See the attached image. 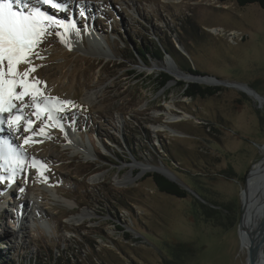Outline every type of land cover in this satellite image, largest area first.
<instances>
[{
	"label": "rangeland",
	"instance_id": "1",
	"mask_svg": "<svg viewBox=\"0 0 264 264\" xmlns=\"http://www.w3.org/2000/svg\"><path fill=\"white\" fill-rule=\"evenodd\" d=\"M58 2L64 10L40 3L60 26L47 29L33 50L40 58L18 66L35 67L28 79L41 82L37 99L53 101L55 119L33 115L31 96L15 99L25 100L18 123L0 119V129L15 130L16 145L5 153L0 140V264H247L238 224L247 177L264 161V103L234 83L264 97V9L236 0ZM72 21L82 42L67 38ZM93 33L110 56L90 44ZM159 37L174 59L153 56L151 41L159 45ZM140 44L151 46L147 61L135 51ZM185 66L219 83L188 79ZM161 72L174 77L163 87L155 79ZM182 81L222 89L191 99ZM98 89V98L84 100ZM57 100L71 103L54 106ZM67 127L88 157L70 147ZM10 150L20 166L9 163ZM158 171L190 194L161 192L148 176ZM206 200L218 204L215 218L201 210ZM23 207L31 217L20 223Z\"/></svg>",
	"mask_w": 264,
	"mask_h": 264
},
{
	"label": "snow or ice",
	"instance_id": "2",
	"mask_svg": "<svg viewBox=\"0 0 264 264\" xmlns=\"http://www.w3.org/2000/svg\"><path fill=\"white\" fill-rule=\"evenodd\" d=\"M38 2L54 9H65V5L58 0H38ZM14 3H23L24 10L14 8ZM54 26H60V22L39 7L31 6L24 0H0V112H11L14 107L13 100L31 96L33 105L36 107L33 115L39 117L42 112H47L49 120L55 119L52 110L48 107L53 105L51 99L44 101L43 108L37 102L38 95H42L38 88L41 82L39 80L30 82L28 79L30 74L36 70L35 67H29L23 72H20L18 67L21 64H31L29 57L33 54L40 58L39 53H34L33 50L41 42L47 29ZM17 87L22 91L17 92ZM70 103L57 100L54 106ZM57 110L63 111V108L58 107ZM9 123H18V118L10 120ZM31 124L32 121H28V125ZM40 132L43 133L44 129L41 128ZM24 142L28 144L30 140L26 138ZM7 159L10 164L16 166L22 163L11 150Z\"/></svg>",
	"mask_w": 264,
	"mask_h": 264
},
{
	"label": "bare ground",
	"instance_id": "3",
	"mask_svg": "<svg viewBox=\"0 0 264 264\" xmlns=\"http://www.w3.org/2000/svg\"><path fill=\"white\" fill-rule=\"evenodd\" d=\"M35 6L39 7L42 11L46 12V10L43 9L42 4L40 5V3H37ZM14 8L18 9L15 3H14ZM65 30H67L66 34L68 36L67 37L68 39H70L72 41H78L79 40L80 42H82V36H81V39H79L80 37L77 36L75 33V24H73V21L68 26V28H66ZM211 30L213 32L217 31L216 28H211ZM73 36L77 40L72 39ZM92 36L93 37L89 36V38H88L90 44L98 47L99 50L102 52V54L106 55L107 57L110 56L108 53H105V51H104L103 46H104V43L106 44V42L103 40V38H101V36L96 34V33H93ZM168 68L171 71L175 72L174 70H175L176 66L173 63L172 58H170V60L168 61ZM187 78L193 79L192 76H188ZM100 90L101 89H98L95 92L87 91L85 93L84 100L88 101V102H92L94 99H96V98H98V96H100V94H99L101 92ZM254 98H256V97H254ZM29 99H30L31 103H33V100L31 98H29ZM258 100H260L262 103H264V97L263 96L260 97ZM24 101L25 100L17 102L16 100H13L12 103H13L14 107H13L12 111L11 112H0V119L2 116L8 117V115H10L13 119L17 116H20V114L23 110L21 108V104ZM37 102L40 104L41 108L44 107V101L42 99H37ZM28 104H30V103H28ZM16 119L17 118H15V120ZM60 126H63V125L60 124ZM13 130L14 129H12L10 132H8V131H3L2 129H0V140L2 142L1 147L3 148L4 152L9 147H11V148L16 147V145H14V143H15L14 138L12 139V136L10 137V134L13 132ZM66 130H67V135H69V140L71 142L70 144L73 145L70 147L74 148L73 149L74 152L83 153L88 157L91 154V151L88 149V147L82 142V140H80L78 137H75L73 135L72 130H70L68 127L66 128ZM36 138L39 139L41 137H39V135H38ZM38 139H36V140H38ZM148 168H150V167L143 166L144 171H147ZM95 179L96 178L91 179V180H95ZM52 196L58 197V195L56 193H53ZM10 198H11V196H9V198H6L4 202L9 203L11 201ZM37 201H38V197L36 195L32 196L33 206L36 205ZM63 201L68 206L74 207V203L71 200H63ZM242 207H243L242 220L244 223V229H242V230L239 229V234H240L241 245L247 251V260H249L251 257L252 250H253V246H252V242H251L252 240H251L250 235H252L253 237H259L262 230H263V227H264V161L257 164L251 170V172L249 173V175L247 177V181L245 182V188H244V191L242 194ZM18 211L19 210H17V212ZM25 211H26V208H24V211L22 213L18 212V219H19L20 223H22L23 219L31 217V216L25 215V213H26ZM37 215L41 216V214L39 212L37 213ZM23 216H24V218H23ZM40 216L38 217L39 219H40ZM83 217H84V215L81 214L80 218H83ZM86 218H87V216H86ZM72 219H74L75 221L78 220V218L75 216L72 217ZM255 264H264V243H263L262 247L259 249L258 254L256 255Z\"/></svg>",
	"mask_w": 264,
	"mask_h": 264
},
{
	"label": "trees",
	"instance_id": "4",
	"mask_svg": "<svg viewBox=\"0 0 264 264\" xmlns=\"http://www.w3.org/2000/svg\"><path fill=\"white\" fill-rule=\"evenodd\" d=\"M218 1L219 2H226L228 0H218ZM236 2L240 6H245L248 4L256 3L262 9H264V0H236ZM165 35H167L166 32H165ZM159 39L162 41V39L160 37H159ZM151 43L154 44L155 46H157V48L159 50V51L155 50L154 52H152L153 56L155 58L160 59L161 56H163V54L164 55L167 54L173 58V55L171 54V52L168 49L164 48V51H163L164 53L162 52V50L160 48L161 45H164V46L167 45L164 41L160 42L161 44H159V45L153 41H151ZM135 51L145 61H147V57L151 56L150 55V51H151L150 45L146 46V45L140 44L136 48ZM145 63H147V62H145ZM183 69H185L188 72H192V73H196V74L201 73L199 70H194V68H192L191 66H185ZM159 76L160 77L157 76L155 78L157 85L159 87L165 86L170 80L174 79V77L171 74H169L168 72H161V74ZM180 86L183 88L182 95L185 97H189L191 99H196L198 97L205 98L208 96H213L222 89L221 86L206 85V84L199 83L197 81H194V82L182 81V82H180ZM148 176H151L153 178V181L155 182L157 188L163 193H166L168 195H171V196H174L177 198H185L190 194L184 186H181L177 181L170 179L169 177H167L166 175H164L160 172H153L152 174H149ZM207 202L208 203L199 202V204L201 206V210L203 211V213L205 214L206 217L215 218L217 216L216 214L219 213V210L216 208L218 206V204L215 202H210V201H207ZM233 225H234V219H231L229 224L225 225V228L232 227ZM130 264H138V263L137 262H131Z\"/></svg>",
	"mask_w": 264,
	"mask_h": 264
},
{
	"label": "water",
	"instance_id": "5",
	"mask_svg": "<svg viewBox=\"0 0 264 264\" xmlns=\"http://www.w3.org/2000/svg\"><path fill=\"white\" fill-rule=\"evenodd\" d=\"M179 45H180V48L183 49L182 45L181 44H179ZM186 74L188 76H192V77H194L196 79H201L202 83L203 82L206 83V84L219 83V79H217L215 76H208V75L202 74V73L196 74V73H192V72H187ZM197 82H199V81H197ZM234 85L238 86L241 90H243L244 92L248 93L249 95L256 97L257 100L260 97H262V95L257 90H255L254 88L248 86L245 83H234ZM158 172H160V171H158ZM170 179H172V178H170ZM242 211H243V207H242ZM238 227L241 230L244 229V223H243V220H242V216H241V218L239 220ZM250 236H251V240H252L251 242H252L253 250H252V253H251V257L248 260L247 264H255L256 255L258 254L259 249L262 247V245L264 243V227H263V230H262V232H261L259 237H253L252 235H250Z\"/></svg>",
	"mask_w": 264,
	"mask_h": 264
}]
</instances>
